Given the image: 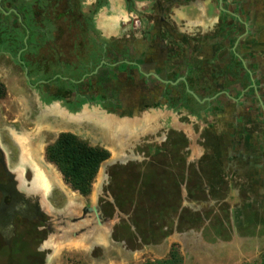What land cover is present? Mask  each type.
I'll list each match as a JSON object with an SVG mask.
<instances>
[{
  "label": "flooded vegetation",
  "instance_id": "flooded-vegetation-1",
  "mask_svg": "<svg viewBox=\"0 0 264 264\" xmlns=\"http://www.w3.org/2000/svg\"><path fill=\"white\" fill-rule=\"evenodd\" d=\"M15 1L6 0L5 3L1 0L0 6V14H14L13 25L23 23L22 16L13 8ZM86 1L79 0L80 15L85 17L87 23H93L99 37L104 40L100 45L104 52L96 58L87 49L83 73L77 75L72 71L61 70L51 76L47 67L42 72L41 63L44 64L46 59V46L31 47V32L27 28L24 30V48L18 51L16 57L0 53V58L10 59L23 71L24 80L31 89L40 91L39 103L43 107L65 103L67 111L73 115L86 106L98 107L108 115L128 121H141L150 112L156 117L166 115L165 123L162 118L151 120V115L149 120L159 123L161 130L169 129L173 134L180 131L188 154L191 152L190 147L194 152L201 148L204 160L222 161L225 170L243 177L258 175L263 180L264 0H94L91 5H87ZM179 9H206V14L213 16L214 23L208 29L189 32L185 28L186 24L181 25L175 20L176 10ZM102 10L113 12L118 19L111 24L109 22L106 27H114L115 36L105 37L98 29L97 21ZM80 15L67 12V16L73 18ZM127 17L128 23H125L124 18ZM131 23L132 30L136 32L131 30L128 36L124 35L123 26ZM74 38L70 34L67 43H58L55 53L58 64L73 63L76 44L71 41ZM61 72L69 77L74 76L75 79L71 80L74 87ZM82 101L85 104L80 107ZM173 116L178 117L179 128L176 130ZM168 120L171 122L168 123ZM12 122L16 123L17 120ZM135 126L137 130L133 131V136L144 131L140 123ZM11 129L15 130V135L12 134L14 138L18 137L16 127L12 126ZM146 134L153 136L157 133ZM106 140L121 151L124 145L138 139L134 137L130 142L117 144L112 139ZM155 142L152 139L149 141L150 144ZM9 152L12 161L21 158L19 148L13 143L9 145ZM188 154L179 158H188ZM3 156L0 149V206L3 203L9 206L13 198L11 195L4 197L1 189L14 184V177L6 170ZM138 164H143L140 166L144 169L138 173L134 171L132 178H138L132 185L134 196L142 198L139 200L141 203L132 202L139 205V210H129L133 213L151 212L155 209V200L150 192L160 185L156 179L157 170L152 169L157 165L155 161H137L135 165ZM108 176L111 177L110 172ZM120 197L122 202V193ZM119 205L124 208L128 206L124 199ZM48 222L49 217L46 215L33 221L16 216L12 242L6 244L1 237L0 240L9 250L16 247L17 250H23L25 238L22 235L29 233L27 231L30 229L36 233L46 230L48 235Z\"/></svg>",
  "mask_w": 264,
  "mask_h": 264
},
{
  "label": "rangeland",
  "instance_id": "rangeland-1",
  "mask_svg": "<svg viewBox=\"0 0 264 264\" xmlns=\"http://www.w3.org/2000/svg\"><path fill=\"white\" fill-rule=\"evenodd\" d=\"M86 2L87 5H91L94 0H87ZM113 15V12L102 10L99 14V20L106 21L105 26H107V18H111ZM125 21L128 23L127 20ZM131 30L132 23L123 26L124 35L128 36ZM0 85H3L6 91V96L0 99V127L12 128L14 126L18 135L25 136L27 131L29 133H33V131L41 133L42 125H45L44 139L47 144H52L61 133L71 132L92 146L107 148L113 157L109 164H106L108 165L107 175L110 172L111 177L108 176L107 185L99 199L103 215L105 218L113 220L107 248L95 247L89 252H61L51 259L49 251L41 249L42 241L48 238L47 231L41 230L36 233L34 229H30L27 231L29 233L22 235L25 238L23 250H17V247L9 250L0 240V264H264V237L261 239L257 235V229L246 231L252 241L259 238L262 240L258 247L256 243L251 241L246 244H236L237 249L234 250V245L201 242L207 238L210 240V235L219 229L213 232L214 229L203 227L202 223L199 224L198 222L196 212L176 211L166 214L156 213L152 210L151 212L138 211L133 213L129 210V206L124 208L119 205L123 199L128 205L134 201L139 202L142 198L141 196H134L133 185L138 178H132L134 171L138 173L144 169L141 168L144 166L143 164L135 165L137 161L138 163L156 161L158 165L156 164L157 167L152 169L157 170V175L163 178L165 177L166 165L164 163L166 157L173 156L180 161L181 158L179 157L188 154L185 144L182 143L180 131L173 134L169 132V129L161 130L162 132H157L153 136L146 134L143 139H140L141 141L139 139L132 141L134 139L133 131L137 130L135 124L140 123L141 129L145 127L151 112L145 118L142 117L144 121L134 119L128 121L108 115L98 107L86 106L77 115L70 114L65 103H54L43 107L39 103L40 91L31 89L24 80L23 71L6 57L0 58ZM156 116L152 114L150 119L162 118V122L165 123L166 115ZM177 118V116L172 117L175 130L179 128ZM12 120H17V122L14 123ZM114 120L124 124L119 140H123L122 137H124V141H132L130 148L123 154L116 145L113 146L109 140H105L99 135L97 128L91 125L93 122L100 126L106 121L116 125ZM169 122L171 121L168 120ZM108 134L110 135L108 139H112L111 141H114L115 144L120 142L112 136V131H108ZM151 139L156 142L150 144ZM188 155L197 156V153L191 150ZM151 158L155 159L150 160ZM123 169H126V173ZM98 181L101 182V174L95 183ZM164 181L165 179L158 184L163 185L162 182ZM121 193L124 197L122 202ZM55 199L58 201L57 205H60L62 197L57 196ZM222 215L223 217L227 216ZM231 230L233 231V229H221V232L228 234ZM241 230L245 232V229ZM173 255H175L174 258Z\"/></svg>",
  "mask_w": 264,
  "mask_h": 264
},
{
  "label": "crops",
  "instance_id": "crops-1",
  "mask_svg": "<svg viewBox=\"0 0 264 264\" xmlns=\"http://www.w3.org/2000/svg\"><path fill=\"white\" fill-rule=\"evenodd\" d=\"M116 20L118 19L115 17L107 18L110 24ZM125 20H128V17ZM175 20L181 25L186 24L185 28L189 32L208 29L214 23L213 16L207 15L206 9L176 10ZM105 25L106 21L98 19L97 26L103 36H115L114 27L107 30ZM142 120L144 121V118ZM114 121L116 125L109 121L100 126L97 124L96 126L93 122L91 125L97 128L98 134L105 140L110 137L108 131H112V136L123 143L124 137L123 140H119V137L122 136L121 129L124 124L121 121ZM146 122L148 123L144 131L136 133L135 139L144 137L146 133L153 134L161 130L159 123H152L149 118ZM42 126L41 133L27 131L28 135L17 134L16 138L12 135L14 129L0 127L3 164L14 177V184L1 189L4 197L12 196L13 203L9 206L3 203L0 206V237L6 244L12 242L15 236L13 223L16 216L33 221L46 215L49 217L47 224L49 234L42 242L41 249L49 251L51 259L61 252H89L95 247L107 248L113 220L105 218L99 199L109 178L106 164H109L113 157L103 164L102 172L100 171L98 175L100 177L101 174V182L94 184L92 195L84 198L66 185L55 165L48 162L46 158L48 144L44 139L45 125ZM8 140L11 142L9 143ZM12 143L19 148L21 158L18 161H12L10 158L9 145ZM129 145L123 146L122 154L127 151ZM190 148L194 152V149ZM197 149L195 150L197 156H188L180 161L176 158L165 159V177L156 176L158 183L164 179L165 181L162 182L163 185H157V188H153L154 191L150 192L153 201L155 200L153 210L166 213L196 212L198 222L202 223L203 227L214 229L213 232L219 229L210 235V240L207 238L201 241L205 244L234 245L235 250L236 244L252 241L246 231L248 229H257V235L262 239L264 179L261 180L258 175L248 177L236 175L232 171L225 170L220 159L221 162L204 160L203 150ZM57 196L62 197L60 205H57L58 201L55 199ZM128 206L131 210H139V205L136 203H129ZM93 208L98 209L100 219ZM222 214L227 216L223 217ZM221 229H233V231L226 234L221 232ZM241 229H245V232ZM259 239L252 241L257 247L260 242L262 243Z\"/></svg>",
  "mask_w": 264,
  "mask_h": 264
},
{
  "label": "trees",
  "instance_id": "trees-1",
  "mask_svg": "<svg viewBox=\"0 0 264 264\" xmlns=\"http://www.w3.org/2000/svg\"><path fill=\"white\" fill-rule=\"evenodd\" d=\"M4 2L6 3V0ZM3 7L5 8L4 4ZM13 8L22 16L23 23L13 25L14 14L10 16L0 14V53L16 57L18 51L24 48L25 28L31 32L29 38L31 47L46 46L44 55L46 59L44 64L41 63V68L44 72V67H47L51 76L57 75L61 70L79 75L85 71L88 50L96 58L98 54L104 52L100 47L104 40L99 37L93 23H87L85 17L80 15L79 0H16ZM5 9L7 11V8ZM67 12L71 15L72 12L77 13L80 17H69ZM70 34L75 37L71 43L77 45L73 52V63L58 64L55 55L58 43H67ZM61 75L68 77L69 84L74 87L71 81L75 79L74 76L69 77L62 72ZM5 96V88L0 85V99ZM84 104L85 101H82L79 106ZM46 158L61 173L66 185L84 198H89L99 171L111 158V153L106 148L92 146L75 134L65 132L47 147Z\"/></svg>",
  "mask_w": 264,
  "mask_h": 264
},
{
  "label": "water",
  "instance_id": "water-1",
  "mask_svg": "<svg viewBox=\"0 0 264 264\" xmlns=\"http://www.w3.org/2000/svg\"><path fill=\"white\" fill-rule=\"evenodd\" d=\"M0 6H1V0H0ZM19 60H20V58H21V55H19ZM26 73H28V71L26 70ZM27 80H29V78H28V76H27ZM103 166V165H102ZM89 210H91V208L89 209ZM93 211L96 213V215H97V217H98V219H100V215L98 214V209H96V208H93Z\"/></svg>",
  "mask_w": 264,
  "mask_h": 264
}]
</instances>
